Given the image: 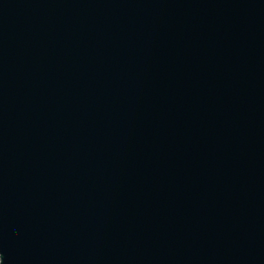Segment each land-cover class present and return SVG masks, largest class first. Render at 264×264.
Masks as SVG:
<instances>
[{
  "label": "water",
  "instance_id": "obj_1",
  "mask_svg": "<svg viewBox=\"0 0 264 264\" xmlns=\"http://www.w3.org/2000/svg\"><path fill=\"white\" fill-rule=\"evenodd\" d=\"M4 264H264V0H0Z\"/></svg>",
  "mask_w": 264,
  "mask_h": 264
},
{
  "label": "snow or ice",
  "instance_id": "obj_2",
  "mask_svg": "<svg viewBox=\"0 0 264 264\" xmlns=\"http://www.w3.org/2000/svg\"><path fill=\"white\" fill-rule=\"evenodd\" d=\"M0 264H4V262H3V258H2V259H0Z\"/></svg>",
  "mask_w": 264,
  "mask_h": 264
}]
</instances>
